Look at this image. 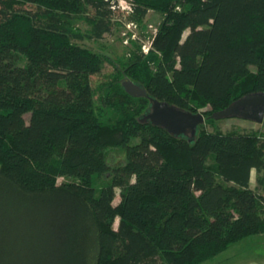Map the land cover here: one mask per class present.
<instances>
[{"label": "trees", "instance_id": "obj_1", "mask_svg": "<svg viewBox=\"0 0 264 264\" xmlns=\"http://www.w3.org/2000/svg\"><path fill=\"white\" fill-rule=\"evenodd\" d=\"M116 4L0 0V264H200L264 233V136L172 135L121 84L205 117L264 93V0H131L162 15L152 50L95 87L109 59L73 40L111 34Z\"/></svg>", "mask_w": 264, "mask_h": 264}, {"label": "rangeland", "instance_id": "obj_2", "mask_svg": "<svg viewBox=\"0 0 264 264\" xmlns=\"http://www.w3.org/2000/svg\"><path fill=\"white\" fill-rule=\"evenodd\" d=\"M117 2L120 5V8L118 9L121 11L122 15L119 13L114 14L115 27L111 34H104L99 39L85 38L83 40H73V42L89 48L92 51L101 53L109 59L108 62L104 64L100 73L92 76V84L95 87L98 86L106 78H111L115 66L118 67L120 71H122L124 68V63L134 53H144L142 50L143 46H149V50L147 51L146 55L149 54V52L152 50L151 41L162 21V15L153 10H149L144 17L138 19L133 15L131 9V0H117ZM26 8L31 9L32 7L31 5H26ZM89 27V24L80 15L73 19L71 22V28L74 31L86 33L89 31ZM186 34L187 31L183 33V37ZM251 69L254 70L253 67H251ZM122 78L123 76L121 77V79ZM143 120L146 119L143 118ZM201 127H203L206 131H218L221 133L257 132L258 134L260 133V135L264 136V116L261 122L243 118L242 116L211 119L210 121L201 124ZM199 129L197 128V131H199ZM185 135H188L190 138H193L195 136L194 135L193 137H191L189 134ZM122 157L123 155L121 152H110L111 162H118L122 160ZM207 164H211V166H214L211 159L208 160ZM255 178L256 172L252 170V187H256ZM71 180L72 177L65 175L58 176L56 179L57 183ZM118 202L119 189L116 188L112 203L113 205H117ZM117 223L118 218L115 219L113 224L115 228L117 227ZM263 252L264 234H259L229 245L227 249L221 252L219 255H216L213 258L208 259L200 264H245L250 257H256L257 254L261 255Z\"/></svg>", "mask_w": 264, "mask_h": 264}, {"label": "water", "instance_id": "obj_3", "mask_svg": "<svg viewBox=\"0 0 264 264\" xmlns=\"http://www.w3.org/2000/svg\"><path fill=\"white\" fill-rule=\"evenodd\" d=\"M124 90L134 97H146L150 102L149 111L143 116L153 125L164 128L172 135L179 136L189 134L193 137L199 125L205 122V119H221L233 116H242L261 122L264 116V93L252 92L243 95L224 109L216 111L205 117L200 111L191 112L189 110L178 108L165 101H159L147 95L144 88L135 84L131 79L124 77L121 81ZM250 108L249 112H241L240 108ZM256 113L255 115H252Z\"/></svg>", "mask_w": 264, "mask_h": 264}, {"label": "crops", "instance_id": "obj_4", "mask_svg": "<svg viewBox=\"0 0 264 264\" xmlns=\"http://www.w3.org/2000/svg\"><path fill=\"white\" fill-rule=\"evenodd\" d=\"M251 176H252V171H251V174H250V186H251ZM252 187V186H251ZM264 234V233H262ZM259 235V234H257ZM255 236V235H253ZM251 237V236H250ZM248 238V237H247ZM227 249V248H226ZM225 249V250H226ZM224 250V251H225ZM220 254V253H219ZM218 254V255H219ZM245 264H264V252L260 255V254H257L256 257H250Z\"/></svg>", "mask_w": 264, "mask_h": 264}, {"label": "built area", "instance_id": "obj_5", "mask_svg": "<svg viewBox=\"0 0 264 264\" xmlns=\"http://www.w3.org/2000/svg\"><path fill=\"white\" fill-rule=\"evenodd\" d=\"M116 1H117V0H116ZM112 8H120L119 3L117 2L116 5H113V6H112ZM148 49H149V46H147V47H144V46H143V47H142V50H143L144 53H147Z\"/></svg>", "mask_w": 264, "mask_h": 264}, {"label": "flooded vegetation", "instance_id": "obj_6", "mask_svg": "<svg viewBox=\"0 0 264 264\" xmlns=\"http://www.w3.org/2000/svg\"><path fill=\"white\" fill-rule=\"evenodd\" d=\"M241 112H249L250 113V108L249 107H245V108H240ZM252 114V113H251ZM256 113H253L252 115H255Z\"/></svg>", "mask_w": 264, "mask_h": 264}]
</instances>
